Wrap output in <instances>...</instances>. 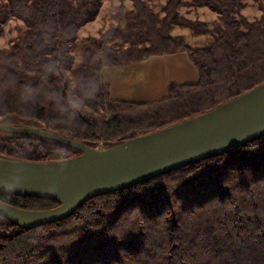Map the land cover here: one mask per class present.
<instances>
[{"label": "trees", "instance_id": "obj_1", "mask_svg": "<svg viewBox=\"0 0 264 264\" xmlns=\"http://www.w3.org/2000/svg\"><path fill=\"white\" fill-rule=\"evenodd\" d=\"M131 2L129 47L88 38L76 62L73 44L102 0H0V36L11 17L26 27L17 44L0 49V125L109 148L208 113L264 83V16L248 21L240 0H194L219 15L214 41L202 47L171 34L185 21L181 0H169L163 18L145 0ZM179 53L197 69V82L171 84L157 101L111 97L105 67ZM81 154L48 138L0 134L1 158L53 162ZM0 201L29 210L60 205L5 192ZM102 220L108 221L99 227ZM0 264H264V136L90 199L58 222L27 228L0 215Z\"/></svg>", "mask_w": 264, "mask_h": 264}, {"label": "water", "instance_id": "obj_2", "mask_svg": "<svg viewBox=\"0 0 264 264\" xmlns=\"http://www.w3.org/2000/svg\"><path fill=\"white\" fill-rule=\"evenodd\" d=\"M0 131L48 138L82 151L80 156L53 162L0 157V192L60 203L29 210L0 201L2 217L23 227H39L71 216L90 199L263 137L264 83L208 113L103 150L37 128L0 125Z\"/></svg>", "mask_w": 264, "mask_h": 264}, {"label": "rangeland", "instance_id": "obj_3", "mask_svg": "<svg viewBox=\"0 0 264 264\" xmlns=\"http://www.w3.org/2000/svg\"><path fill=\"white\" fill-rule=\"evenodd\" d=\"M145 1L161 18L165 16L164 9L169 0ZM181 1L178 14L187 22L182 21V24L175 25L171 34L182 36L191 47L208 46L215 39L213 26L219 22V15L207 6L194 5V0ZM102 2L96 18L79 30L78 39L73 44L72 50L76 62L83 60L88 38L104 39L108 46L121 49L129 47L128 14L134 9L131 0H102ZM240 5V14L248 21H255L264 16V0H240ZM195 24H206L208 30L197 32L194 28ZM25 30L26 27L21 20L9 18L3 25L0 49H11ZM102 73L105 82L110 84L113 99L132 102L160 100L167 95L169 85L195 83L199 77L197 69L185 53L153 57L129 65L105 67ZM3 132L0 131V134ZM97 148L103 150L107 146L99 144ZM107 221L102 220L99 227L104 226L102 224Z\"/></svg>", "mask_w": 264, "mask_h": 264}]
</instances>
